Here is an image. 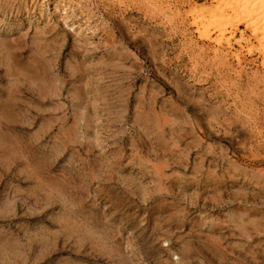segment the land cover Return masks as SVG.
<instances>
[{"label":"rangeland","instance_id":"1","mask_svg":"<svg viewBox=\"0 0 264 264\" xmlns=\"http://www.w3.org/2000/svg\"><path fill=\"white\" fill-rule=\"evenodd\" d=\"M244 12L0 0V264H264V39Z\"/></svg>","mask_w":264,"mask_h":264},{"label":"bare ground","instance_id":"2","mask_svg":"<svg viewBox=\"0 0 264 264\" xmlns=\"http://www.w3.org/2000/svg\"><path fill=\"white\" fill-rule=\"evenodd\" d=\"M222 1L227 3V5H237V6L244 7L245 12H246L245 18H247L248 21L249 20L252 21L251 25L254 27V31L256 33H260L264 39V21L262 22V20H264V0H222ZM198 29H200V27H198ZM223 34L224 33H221V35L216 39V42L218 44H221L224 41L225 35ZM227 37H231V36H227ZM226 41H227V44H230V39H227Z\"/></svg>","mask_w":264,"mask_h":264}]
</instances>
